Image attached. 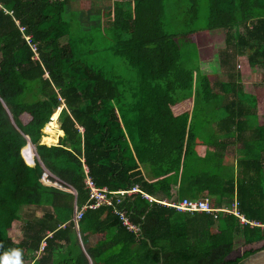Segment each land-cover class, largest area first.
<instances>
[{"label":"trees","instance_id":"trees-1","mask_svg":"<svg viewBox=\"0 0 264 264\" xmlns=\"http://www.w3.org/2000/svg\"><path fill=\"white\" fill-rule=\"evenodd\" d=\"M200 2L206 21L196 27ZM70 7V0H0V264H239L263 249L264 226L241 225L233 214L179 212L139 193L117 205L138 236L109 206L85 209L76 228L71 214L86 200L88 176L112 191L137 184L155 197L207 198L214 206L236 200L246 219L264 224V127L257 128L261 151L249 159L253 172L235 179L210 173L205 155L191 151L202 140L196 114L203 131L228 135L251 115L256 99L242 91L233 58L246 53L249 64L264 65V0H112L98 13L85 10L77 34L65 19ZM15 21L36 43L37 58ZM91 30L109 37L105 48ZM197 30L224 31L215 57L226 80L207 77L182 55L180 45ZM99 50L127 72H116L114 58L115 68L105 65ZM190 96L195 108L182 110ZM60 103L62 135L39 143ZM44 169L76 195L45 183ZM239 246L246 248L227 257Z\"/></svg>","mask_w":264,"mask_h":264},{"label":"rangeland","instance_id":"rangeland-1","mask_svg":"<svg viewBox=\"0 0 264 264\" xmlns=\"http://www.w3.org/2000/svg\"><path fill=\"white\" fill-rule=\"evenodd\" d=\"M96 0H76L73 3V9L72 6L70 7L71 11L66 15L65 19L69 20V24H70V28L73 30L74 33H78V26H79V19H83L82 15L84 14V12L82 13L81 11H85L86 9H89V4L95 2ZM169 2L170 4H173L176 0H165V2ZM182 0H179V2H181ZM170 7H172L171 5L168 6V8L170 9ZM81 10L80 12L77 9ZM103 8V7H102ZM90 9H93L94 12L98 13V11L100 10V7H98L95 3H93V5L90 7ZM93 12L88 14V17H91L93 14ZM197 13H198V17L195 20V26L196 27H201L205 21H206V10L203 6V4L200 2V6L197 9ZM171 21V20H169ZM171 24L173 25L174 22H171ZM93 25V24H91ZM90 25V26H91ZM94 26V25H93ZM92 26V27H93ZM174 26V25H173ZM93 30L90 31V33H92V37L95 43H97V46H100V49L105 48L104 46L107 45V39L109 38L107 35L103 38L101 41L100 40V32H95ZM196 34H194L193 36H186L187 37V42H182V45H180L181 51H182V55H184V57H186L190 62H198L200 63V69L203 72H207V77H213L214 75H216L217 77H219L220 79L226 80V76L227 75H222L221 71L222 69H218L217 63H218V59L217 57H215V53L218 52L220 50V48L223 47L224 45V31L223 30H215V31H210V32H205V30H197L195 31ZM95 34L97 35V37L95 36ZM176 39L180 40L181 38L177 37ZM99 49V48H98ZM244 55H246V53H243ZM99 55L101 59H103V61L105 62V65L107 64L108 66H113V58L119 61V64L116 66H113L116 70L117 73H121L124 74L127 72L128 68L127 66L122 62V60L110 56V52L109 51H103L99 50ZM243 55L242 54H238L235 55L233 58L234 64L236 66V64H238V66L240 65V68L235 67L236 72H240V74L245 73V65L243 60ZM245 58V57H244ZM191 64V63H190ZM193 65V64H192ZM257 66V64L251 65V66ZM259 66L264 69V65L259 64ZM258 68V66H257ZM224 71V70H223ZM221 73V74H220ZM256 76V78H259V72L254 74ZM189 104V109L191 110L192 107L195 108L194 106V100L193 97H187L186 98ZM185 100V99H184ZM24 117V116H23ZM25 118V117H24ZM202 113L196 114V116L193 118V131L196 133V135L201 136L202 138L206 139L209 138L207 137L208 134L212 133L211 131H209L208 127L206 128L205 131H203V127L205 125H207V123H203L202 122ZM203 123V124H202ZM54 123L50 124V126H53V128L50 129L49 134H47L48 136H46L45 140L46 141H52L54 137H52V134L54 133ZM57 125V123H56ZM44 126H43V133H45L44 131ZM53 129V130H52ZM59 134V133H58ZM57 134V135H58ZM198 136V137H199ZM210 136V135H209ZM57 140L53 143L56 144ZM33 145H31V155L35 156L33 153ZM215 154V153H214ZM204 161L206 163V167L202 166L204 169H207L210 173L213 172H217L219 174V176H223L222 170L221 168H219L218 166H221L220 163H218V155L215 154V157L213 155V151H206V153L204 154ZM203 155V156H204ZM202 157V156H201ZM198 160H195V162H197ZM39 210H35V214L38 213L39 214ZM20 234V223L19 222H15L14 225L12 226V231H11V237L13 239H17L18 236ZM96 239L95 236H91L90 237V241H94ZM259 244H254L253 246H257ZM246 248L245 246H239L234 252H232V254L236 253L237 255L241 253V251ZM231 254V255H232Z\"/></svg>","mask_w":264,"mask_h":264},{"label":"crops","instance_id":"crops-1","mask_svg":"<svg viewBox=\"0 0 264 264\" xmlns=\"http://www.w3.org/2000/svg\"><path fill=\"white\" fill-rule=\"evenodd\" d=\"M75 1L76 0H70V6H72V8ZM93 3L101 9L102 7L105 8L109 6L112 3V0H96ZM93 3L89 4V9ZM81 12L85 13L84 10ZM242 55L245 57H243V60H245L243 65H245L246 71L243 74H240L238 71V82L244 93L251 94L256 99L254 108L249 109L251 111V115L244 118L242 123L238 124L235 128H232L233 130L231 131V135L230 133L228 135V131L224 128L218 129L215 133H209L207 136L209 138H202L203 141L196 140L191 148V151H195L198 156H203L206 151H213L214 156L215 154L218 155V163L221 165L218 167L221 168L223 177H231L233 179L237 178L238 174L242 175V173L248 174L253 172L254 167L251 166L252 163L249 159H251V155H255L257 151H261L259 144L256 141V136L257 128L264 127V69H262L257 63L255 64H257L258 68L256 65L251 66L254 64H249L246 55ZM237 66L238 64H236L235 67ZM238 68H240V65ZM257 72H259V78H256L254 75ZM181 104L183 105L182 110H186L189 107L188 101H185V103L181 102ZM209 124L213 125L214 123L212 121L211 123L209 122ZM57 132H61V134L57 135ZM47 134L49 133L46 132L40 136L39 143L42 142V137ZM61 135L62 131L59 129L58 121V125H54V133L52 134V137H54L56 141ZM232 201L233 200H231V202ZM231 202L224 200L219 206H228ZM39 214L36 213V215Z\"/></svg>","mask_w":264,"mask_h":264},{"label":"built area","instance_id":"built-area-1","mask_svg":"<svg viewBox=\"0 0 264 264\" xmlns=\"http://www.w3.org/2000/svg\"><path fill=\"white\" fill-rule=\"evenodd\" d=\"M15 24L17 25L18 31L21 34V37L24 39L25 43L29 46L32 53L34 54V58H37V47L36 43L32 42L30 39V35L26 34L24 32V26L20 25L17 21H15ZM63 108V104L60 103L58 106H56L53 111L50 113V115L47 118V121L44 124V128H53V126H50V124L57 123L58 125V114L60 110ZM54 112H56V116L53 117ZM81 130V128H79ZM46 133V132H45ZM44 143V142H40ZM46 145H51V143H44ZM84 171H86L84 167ZM49 178H53L55 182H52ZM41 179L50 185H53L59 189L67 190L68 192L72 193L74 196L76 195V191L69 185H65L64 182L61 180H58L56 177H54L51 173L43 170L41 174ZM84 186L87 190V197L85 202L77 207L75 204L73 205V210L71 214V221L73 225L77 226V221L81 218L82 212L85 209H96L100 207L101 205L109 206L112 208L111 213L117 217L119 220L121 226H123L126 230L134 233L135 236L139 235V229L136 224L131 222L129 219L127 213L122 209L118 208L117 205L121 202V200L124 197L131 196L133 194L139 193V195L147 200L148 202H155L167 207H171L176 211L179 212H188V213H206L210 214L213 219L217 217L218 214L226 213V214H233L237 217L238 223L248 224L249 226H264V224H260L259 222L255 220H248L246 219L236 208L237 201L233 200L228 206L221 205V206H214L207 198H188L183 197L181 199H168V198H162V197H155L152 195H149L147 193L142 192L137 184L132 185L129 188L126 189H118V190H108L106 187H98L94 184V182L86 176L84 178ZM44 242L42 241L40 243L39 249L41 250L43 247Z\"/></svg>","mask_w":264,"mask_h":264},{"label":"water","instance_id":"water-1","mask_svg":"<svg viewBox=\"0 0 264 264\" xmlns=\"http://www.w3.org/2000/svg\"><path fill=\"white\" fill-rule=\"evenodd\" d=\"M27 144L32 145L29 141ZM33 148V153L35 155V158L37 159L38 162H40L34 146ZM232 252L228 253L227 257H230ZM239 264H264V248L260 249L258 251L253 252L252 254L248 255L246 258H244Z\"/></svg>","mask_w":264,"mask_h":264},{"label":"bare ground","instance_id":"bare-ground-1","mask_svg":"<svg viewBox=\"0 0 264 264\" xmlns=\"http://www.w3.org/2000/svg\"><path fill=\"white\" fill-rule=\"evenodd\" d=\"M56 116V112H54V114H53V117H55ZM53 130V129H52ZM45 131L47 132V133H49L50 132V129L49 128H45ZM54 131V130H53ZM58 133V132H57Z\"/></svg>","mask_w":264,"mask_h":264}]
</instances>
